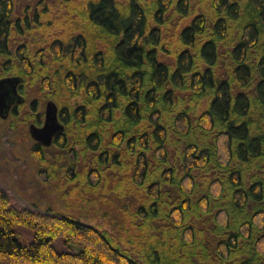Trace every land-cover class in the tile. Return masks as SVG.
I'll list each match as a JSON object with an SVG mask.
<instances>
[{"label":"trees","instance_id":"obj_1","mask_svg":"<svg viewBox=\"0 0 264 264\" xmlns=\"http://www.w3.org/2000/svg\"><path fill=\"white\" fill-rule=\"evenodd\" d=\"M6 77L13 119L58 105L40 169L107 208L0 187V264H264V0H0Z\"/></svg>","mask_w":264,"mask_h":264},{"label":"rangeland","instance_id":"obj_2","mask_svg":"<svg viewBox=\"0 0 264 264\" xmlns=\"http://www.w3.org/2000/svg\"><path fill=\"white\" fill-rule=\"evenodd\" d=\"M32 95L40 96L34 93ZM48 101L42 103L43 121ZM27 109L28 105L22 107L15 119L10 117L11 113L7 119L0 117V187L10 192L13 204L20 208L28 207L41 212L51 208L58 213L70 211L84 219L96 216L103 218L107 206L103 205L99 196L85 193L81 195V191H72L73 186L67 184L60 168H54L55 178L48 177V173L43 168L40 169L39 162L33 155L35 141L29 130L32 120L23 121ZM46 151L50 160L55 162L57 150L53 148ZM107 217L111 218L112 215L107 214Z\"/></svg>","mask_w":264,"mask_h":264},{"label":"water","instance_id":"obj_3","mask_svg":"<svg viewBox=\"0 0 264 264\" xmlns=\"http://www.w3.org/2000/svg\"><path fill=\"white\" fill-rule=\"evenodd\" d=\"M18 81L16 77L0 79V117L7 119L14 103L23 101L18 93ZM59 108L55 101L49 100L45 108V121L42 126L32 124L29 128L30 135L34 141L45 147L53 144L54 137L64 129L59 120Z\"/></svg>","mask_w":264,"mask_h":264},{"label":"flooded vegetation","instance_id":"obj_4","mask_svg":"<svg viewBox=\"0 0 264 264\" xmlns=\"http://www.w3.org/2000/svg\"><path fill=\"white\" fill-rule=\"evenodd\" d=\"M17 104L16 103H14L13 105H12V108H11V110H10V113H11V111L15 108V106H16ZM44 121H45V119H44ZM44 121H43V123H44ZM43 123H41L40 125H37V126H42L43 125ZM32 124H35V123H31L30 124V126L32 125ZM36 125V124H35ZM30 126H29V128H30ZM34 140V139H33ZM36 143V142H35ZM38 144V143H37Z\"/></svg>","mask_w":264,"mask_h":264}]
</instances>
